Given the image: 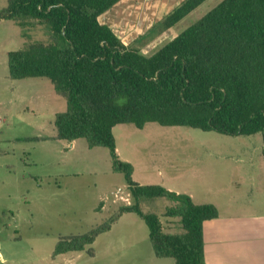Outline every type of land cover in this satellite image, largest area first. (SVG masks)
Segmentation results:
<instances>
[{
	"label": "trees",
	"instance_id": "16d2710c",
	"mask_svg": "<svg viewBox=\"0 0 264 264\" xmlns=\"http://www.w3.org/2000/svg\"><path fill=\"white\" fill-rule=\"evenodd\" d=\"M120 1L7 0L0 9V21L14 22L26 39L8 54L9 77L47 78L66 101V110L55 115L57 139H84L89 148L108 149L130 196L129 204L89 232L61 238L55 255L87 250L94 256L98 236L136 214L148 227L157 258L206 264L204 223L219 217L218 208L136 182L134 166L117 153L113 129H143L153 122L228 136L260 134L264 157V0H222L149 56L134 46L137 40L174 27L207 0L181 1L134 44L99 21ZM33 30L45 38H33ZM159 198L173 203L164 217L177 219L181 231L166 232L159 215L143 209Z\"/></svg>",
	"mask_w": 264,
	"mask_h": 264
},
{
	"label": "rangeland",
	"instance_id": "374dc122",
	"mask_svg": "<svg viewBox=\"0 0 264 264\" xmlns=\"http://www.w3.org/2000/svg\"><path fill=\"white\" fill-rule=\"evenodd\" d=\"M221 1L207 0L167 30L156 21L159 30L134 46L153 54ZM6 5L0 0V9ZM31 35L45 38L42 30ZM25 40L14 22L0 21V264H174L155 256L148 227L136 214L124 215L98 236L94 256L87 250L55 255L61 238L89 232L129 204L130 196L108 149L89 148L84 139H57L55 115L66 110V101L47 78L9 77L8 54ZM113 131L120 159L134 166L133 178L141 185L158 184L196 203H213L220 218L230 215L239 227L248 225L244 217L264 213L260 134L228 136L153 122L143 129L118 124ZM233 152L240 156H226ZM170 205L159 198L143 209L159 215L166 232H179L178 220L164 217Z\"/></svg>",
	"mask_w": 264,
	"mask_h": 264
},
{
	"label": "crops",
	"instance_id": "0c3cea01",
	"mask_svg": "<svg viewBox=\"0 0 264 264\" xmlns=\"http://www.w3.org/2000/svg\"><path fill=\"white\" fill-rule=\"evenodd\" d=\"M181 1L183 0H121L104 12L99 21L109 26L116 35L120 31L125 40L123 42L130 44L147 33L156 21L159 22ZM134 29L138 30L133 31ZM129 30H132V34L127 36ZM117 36L120 37L119 34ZM226 156L240 155L233 152ZM220 217L219 211L218 218L204 223L205 263L264 264V213L244 217L243 222L248 221V225L240 227L239 222H235L237 219L230 215L223 219Z\"/></svg>",
	"mask_w": 264,
	"mask_h": 264
}]
</instances>
